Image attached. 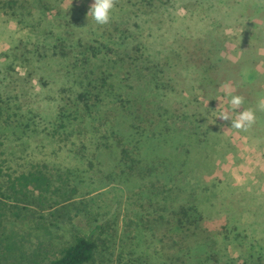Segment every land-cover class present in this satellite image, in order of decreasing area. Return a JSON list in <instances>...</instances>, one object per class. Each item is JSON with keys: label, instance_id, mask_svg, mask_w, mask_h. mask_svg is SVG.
<instances>
[{"label": "rangeland", "instance_id": "obj_1", "mask_svg": "<svg viewBox=\"0 0 264 264\" xmlns=\"http://www.w3.org/2000/svg\"><path fill=\"white\" fill-rule=\"evenodd\" d=\"M92 2L21 0L0 10V171L47 167L75 190L68 203L39 211L52 239L35 250L32 233L23 264H46L54 247L91 232L97 247L87 264H264V0H115L105 25L86 16ZM211 34L223 42L225 59L248 70L244 89L255 100L243 97L239 109L229 105L227 86L215 95L198 85L193 61L203 60L199 48ZM59 41L67 44L64 57ZM89 46L99 48L95 56ZM158 105L196 116L200 140L205 134L213 148L209 158L205 151L195 157L180 189L134 185L119 162L122 147L136 151L140 133L129 142L115 132L132 123L150 134ZM243 110L254 112V122L233 127ZM121 114L127 117L118 120ZM186 201L199 210L206 257L168 249L178 237L145 225V213H172ZM0 264H9L1 251Z\"/></svg>", "mask_w": 264, "mask_h": 264}, {"label": "trees", "instance_id": "obj_2", "mask_svg": "<svg viewBox=\"0 0 264 264\" xmlns=\"http://www.w3.org/2000/svg\"><path fill=\"white\" fill-rule=\"evenodd\" d=\"M20 5L21 0H0V10L11 11ZM203 41L202 47L199 48L203 60L198 57L199 64L191 60L199 70L198 74L201 75L198 85L202 87L210 85L215 95H218L216 90L224 85L227 86L225 88L231 92V95H238L242 98L250 96L249 92H245L244 89L248 86L244 79L248 70L239 69V63H233L224 58L221 54L223 42L218 36L211 34ZM57 46L55 50L61 56H66L67 44L59 41ZM195 48H198V45ZM98 49L95 47L91 50L89 46L86 53L89 52L90 55L95 56ZM56 55L57 53L54 57ZM103 81V85H106L107 79L105 78ZM252 98L248 97L251 101ZM79 99L83 100L84 98L81 95ZM150 115L154 122L153 127L152 123L149 125L150 134L146 132L147 130L136 128L132 123L125 127L127 129L124 132L122 129L115 132L119 138L129 142L138 136V131L140 133L136 139V151H132L130 154L127 148L122 147L119 162L125 164L126 174L134 185L139 184L138 182H149L151 186L154 184L163 188L177 186L180 189L181 186L188 184L187 180L190 179L188 170L192 163L197 164L194 160L195 157L202 155L205 151L209 158L212 152L210 149L213 148L206 142L205 134L200 140L201 135L198 132L200 121L196 116L180 118L170 115L168 111L162 110L160 105L152 107ZM126 117L121 114L117 119L123 120ZM252 127L256 126L252 125ZM59 128H64V124L60 123ZM55 133L58 134V131ZM117 140L121 145V140ZM129 155H137L138 159L135 160ZM208 166L207 162L203 165L204 168ZM182 167V177H177L175 172L181 170ZM46 170L47 167L33 165L27 172H21L15 176L0 171V251L9 264H23L28 259L32 253V233L36 238L35 250H39V247L45 245L46 241H51L52 233H49V230L40 223L43 216L39 214V211H52L59 205L68 203L75 193V190L68 191L66 189L69 184L68 177L63 179L62 175H57L58 172L54 175ZM161 201L165 202V198H162ZM188 203L186 201L177 208H174V203H172L174 209L172 213L168 214L155 212V216H151L149 213H145V225L148 230L153 228L156 230L161 227L165 231L164 237L174 235L178 237V241L171 238L168 249H186L190 251L189 255L192 252H198L206 257L209 252L203 247L207 244L201 239L206 231L200 228L202 219L196 205ZM9 205L12 208H9ZM31 208L35 210L31 211ZM21 211L29 213L21 215ZM35 217L39 220L35 221L33 219ZM8 223L13 224L11 229L7 227ZM57 247L53 248L51 256L45 255L46 264H87L94 257L97 244L94 241V232H91L75 235L70 244L57 245ZM193 259L191 257V260ZM178 263H180L178 258L171 262V264Z\"/></svg>", "mask_w": 264, "mask_h": 264}, {"label": "clouds", "instance_id": "obj_3", "mask_svg": "<svg viewBox=\"0 0 264 264\" xmlns=\"http://www.w3.org/2000/svg\"><path fill=\"white\" fill-rule=\"evenodd\" d=\"M115 8V0H93L91 3L86 16H91L97 25L108 24L112 17ZM225 95L229 98V105L232 109H239L243 104V98L238 95H231L230 92H225ZM220 118L228 120L231 118L224 114ZM255 119L254 112L252 110L239 111L237 118L231 120V125L238 129L247 128L250 126Z\"/></svg>", "mask_w": 264, "mask_h": 264}]
</instances>
